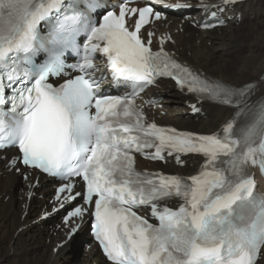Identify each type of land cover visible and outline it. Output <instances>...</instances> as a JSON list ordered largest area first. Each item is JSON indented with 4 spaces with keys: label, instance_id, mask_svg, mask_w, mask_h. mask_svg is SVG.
<instances>
[{
    "label": "snow or ice",
    "instance_id": "6c2138e0",
    "mask_svg": "<svg viewBox=\"0 0 264 264\" xmlns=\"http://www.w3.org/2000/svg\"><path fill=\"white\" fill-rule=\"evenodd\" d=\"M162 17L128 0H0V151L16 149L8 163L17 172L22 164L60 178L62 207L82 199L64 217L68 237L78 230L74 219L90 216L111 264H258L264 190L249 169L264 175V95L253 99L254 82L210 80L163 47L153 51L155 33L145 41L142 29ZM168 40L162 35L161 45ZM98 55L110 73L107 88L104 73L95 74ZM70 56L76 62L68 64ZM159 77L232 109L230 118L211 134L147 122L135 99ZM134 153L153 160L167 153L178 163L196 154L203 163L187 177L142 173ZM142 208L150 214H138Z\"/></svg>",
    "mask_w": 264,
    "mask_h": 264
},
{
    "label": "bare ground",
    "instance_id": "6f19581e",
    "mask_svg": "<svg viewBox=\"0 0 264 264\" xmlns=\"http://www.w3.org/2000/svg\"><path fill=\"white\" fill-rule=\"evenodd\" d=\"M226 10L229 14L240 12V21L229 23L224 28H213L210 32L199 31L190 25V20L185 21L180 17H173L167 24L157 26L170 30L174 43L168 47L195 70L228 85L242 86L254 82L257 86L253 94L255 99L264 95V0H249L231 8L226 7ZM194 37L201 43L197 44ZM206 42L210 43L209 46ZM187 44H191L189 49H186ZM243 48L246 52L238 56ZM151 94L160 97V109L165 110L161 121L190 124L206 132L218 129L232 113L227 107L205 103L202 105L203 116H197V121L188 115V119H184L187 111L184 97L171 86L152 89ZM158 113L157 110L154 116ZM190 162L191 166L176 168V171L185 174L194 172L199 158L192 157ZM4 164L5 161L0 159V264H108L94 248H84L82 252L81 247L77 251L74 249L71 243L75 242L73 238L78 235L86 237L83 228L54 251L56 242L64 238L61 230L56 229L54 224L49 227L45 221L38 220L41 213L39 208L46 206L45 211L48 210L46 199L51 182L39 178V186L28 191H35L43 197H32L27 201L23 192L27 189L25 182L14 172H8ZM4 195H8L4 197H7L6 201L1 197ZM27 223L31 227L26 228ZM258 264H264V256L258 260Z\"/></svg>",
    "mask_w": 264,
    "mask_h": 264
},
{
    "label": "rangeland",
    "instance_id": "374dc122",
    "mask_svg": "<svg viewBox=\"0 0 264 264\" xmlns=\"http://www.w3.org/2000/svg\"><path fill=\"white\" fill-rule=\"evenodd\" d=\"M195 39H196V43L197 44H200L201 42H199L198 40H197V38L196 37H194ZM206 44L209 46V44L210 43H207L206 42ZM190 46H191V44H187V46H186V49H189L190 48ZM244 52H246L245 51V49L243 48L242 50H240L239 52H238V56L239 55H241L242 53H244ZM235 85V84H234ZM166 98H169V96H165ZM165 111V110H164ZM185 111H186V109H185ZM186 113V116H183V118L184 119H188V114H187V111L185 112ZM190 118L192 119H195V117H191L190 116ZM199 119V117H197V120ZM196 119L194 120V121H197ZM209 122L207 121V124H208ZM168 124H172V125H174V126H176V127H179L180 126V128H186V129H191V130H195V131H203V132H206L205 130H200V128H198V127H196V126H193V125H190V124H184V125H179V124H176V123H168ZM5 196H8V195H4V196H1V197H3V200L4 201H6L7 200V197L6 198H4ZM34 216H36L35 215V212H34V214H33ZM30 223H27L26 224V228H29V227H31V226H28ZM79 238H81V236H78L76 239H75V242H77V240L79 239ZM74 241H72L71 243H72V245H73V247H74V249L77 251V249L79 248V247H81V252H82V246H80L78 243H75ZM73 249V250H74ZM76 251H73L74 253L76 252ZM75 256H76V254H75ZM262 256H264V254L262 255Z\"/></svg>",
    "mask_w": 264,
    "mask_h": 264
}]
</instances>
